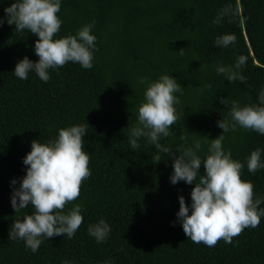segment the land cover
<instances>
[{
  "label": "trees",
  "instance_id": "1",
  "mask_svg": "<svg viewBox=\"0 0 264 264\" xmlns=\"http://www.w3.org/2000/svg\"><path fill=\"white\" fill-rule=\"evenodd\" d=\"M13 2L0 0V264H264V216L258 227L245 228L232 243L220 240L208 247L192 242L177 213L181 195L191 205L195 184H172V158L157 153L145 137L138 140V149L128 139L145 91L162 75L175 77L183 92L174 94L179 100V119L170 129L174 134L160 143L187 148L199 141L202 159L211 139L223 132L217 121L230 119L220 97L242 106L260 103L264 0H61L62 25L54 39L75 35L94 22L93 67L68 62L49 69L47 82L35 72L27 80L13 72L25 56L39 59L34 51L38 36L7 23L4 9ZM226 6L232 12L213 23ZM224 34H234L236 42L217 46V37ZM242 55L245 82H229L217 73V66H234ZM75 125L87 126L84 150L92 174L64 211L81 205L83 223L70 239H43L34 253L23 240H9L14 220L34 211L28 206L15 213L12 193L26 176L23 160L32 141L49 143L61 128ZM223 135L224 151L244 165L241 178L254 185V200L262 199L259 209H264V168L255 174L247 169L254 150L261 151L264 163V135L239 126ZM156 154L159 163L152 160ZM199 171L204 174L203 163ZM101 219L111 232L97 243L88 227Z\"/></svg>",
  "mask_w": 264,
  "mask_h": 264
},
{
  "label": "clouds",
  "instance_id": "2",
  "mask_svg": "<svg viewBox=\"0 0 264 264\" xmlns=\"http://www.w3.org/2000/svg\"><path fill=\"white\" fill-rule=\"evenodd\" d=\"M61 0H14L4 9L7 23L15 25V31L38 36L34 45L37 61L25 56L15 68L14 74L21 80H27L30 72L44 82L50 79L49 69L63 67L68 62L78 63L84 69L93 67L96 37L92 34V24L82 26L75 35L54 39L60 31L62 20L58 16ZM232 12L230 6L220 11L213 23L219 24ZM4 18H0L3 25ZM234 34L217 37V46L228 47L236 42ZM180 49V52H183ZM198 60V59H197ZM246 64V57L240 56L234 66H217L218 74H224L229 82H245L241 69ZM207 87H211L208 85ZM183 92L180 83L171 75H162L158 81L151 83L144 93L145 100L138 107V124L129 131V144L138 149V140L147 138L155 146L157 153H164L173 160L172 184L184 181L195 184L191 191V205L185 197H179L178 221L182 223L185 235L194 243H203L214 247L220 240L232 243L233 238L242 234L245 228L259 226L264 209H259L262 199L254 200V185L241 178L244 165L232 159L231 152L222 147L223 133L235 131L237 126L264 135V90L259 94L258 105H241L237 100L220 97L219 102L229 108L228 117L217 121L223 130L218 137L211 139L205 158L197 155L201 143L194 146L175 148L162 145L161 138L174 133L170 131L177 123L174 95ZM86 125L61 128L58 137L49 143L33 140L31 151L24 157L28 166L26 176L19 187H15L11 205L15 213L31 206L34 210L23 218L15 219L9 230V240H23L32 252H37L43 239L56 236H74L83 223L81 205L76 204L67 213L68 204L76 201L81 193L83 182L91 176L90 156L84 150ZM181 140L186 137L181 135ZM154 163L162 159L159 154L152 157ZM203 163L205 172L200 174ZM264 168L259 149L251 152L247 158V169L255 174ZM199 182L197 183V178ZM12 185L17 181L12 180ZM88 232L97 243L106 241L111 228L101 219L89 225Z\"/></svg>",
  "mask_w": 264,
  "mask_h": 264
}]
</instances>
